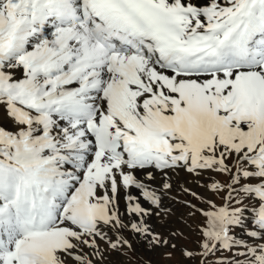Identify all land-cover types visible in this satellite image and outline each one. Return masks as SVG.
Returning a JSON list of instances; mask_svg holds the SVG:
<instances>
[{
    "label": "snow or ice",
    "instance_id": "1",
    "mask_svg": "<svg viewBox=\"0 0 264 264\" xmlns=\"http://www.w3.org/2000/svg\"><path fill=\"white\" fill-rule=\"evenodd\" d=\"M0 113V264L159 241L139 202L160 206L157 170L223 196L188 258L264 264V0H0Z\"/></svg>",
    "mask_w": 264,
    "mask_h": 264
},
{
    "label": "rangeland",
    "instance_id": "2",
    "mask_svg": "<svg viewBox=\"0 0 264 264\" xmlns=\"http://www.w3.org/2000/svg\"><path fill=\"white\" fill-rule=\"evenodd\" d=\"M6 121L7 119L0 113V125L10 127ZM185 175V178L170 182L173 188L164 201L166 207L155 211L156 225L151 233L157 236L159 241L167 243H160L153 236L150 238L145 236L142 239L130 227L120 230L119 233L109 231L108 235L113 240L120 235L130 246L125 245L118 250H112L102 241V248L107 249L102 264H198L200 257L190 259L185 255V250L199 251L200 231L205 223L202 213L211 210L208 200L215 202L216 205L223 204L224 200L222 195L206 192L208 190L204 185L211 183L208 177H202L197 182L191 175L187 173ZM215 180L224 184L228 177L218 175L215 176ZM192 192L197 193L199 198L194 197ZM126 219H123L124 223L130 225V219Z\"/></svg>",
    "mask_w": 264,
    "mask_h": 264
},
{
    "label": "bare ground",
    "instance_id": "3",
    "mask_svg": "<svg viewBox=\"0 0 264 264\" xmlns=\"http://www.w3.org/2000/svg\"><path fill=\"white\" fill-rule=\"evenodd\" d=\"M194 2L196 3H200V4H203L205 2V0H194ZM6 123L9 125L10 122L7 120ZM7 126V125H6ZM185 178L186 175H185V172H179V173H176V174H172L171 177H170V182H174L176 180H178L179 178ZM144 182L145 184L148 186V188L150 190H155L156 191V194L158 196H160V199H161V204L159 207H156L155 205H151L149 202L143 200L142 197H140L139 199V202L141 203V206L144 207L147 211H148V215L144 216L142 219H143V222L146 224V226L149 228L150 232H153L152 230L154 229L155 225H156V221H155V211H158L165 206L164 204V201L167 200V196L168 194L171 193L172 190H169V192L167 190H164L162 188V182L164 179H166L165 177H162L159 173V171L157 170V172L155 173V179L154 180H148L146 176L144 175H141L140 177ZM133 195H137L139 196V192L138 190L136 189H130L129 190ZM207 193L209 191H206ZM210 194V193H208ZM118 210H119V213L121 215V218L124 219V218H129L130 219V224L134 221H137L139 218L136 217L134 214H130L128 213L127 211V201H126V198H125V194H124V191H121L119 193V199H118ZM126 219V220H127ZM138 234V233H137ZM139 237H141L142 239L145 237V235H141V234H138ZM150 238V236H148Z\"/></svg>",
    "mask_w": 264,
    "mask_h": 264
}]
</instances>
